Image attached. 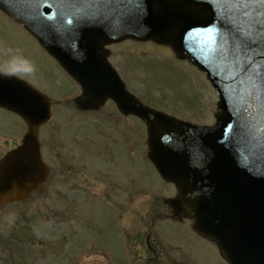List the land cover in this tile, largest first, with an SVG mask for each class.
I'll return each mask as SVG.
<instances>
[{"label":"water","instance_id":"water-1","mask_svg":"<svg viewBox=\"0 0 264 264\" xmlns=\"http://www.w3.org/2000/svg\"><path fill=\"white\" fill-rule=\"evenodd\" d=\"M0 8L82 83L81 106L112 97L149 122V157L180 188L177 215L185 207L232 264H264V0H0ZM128 37L171 44L208 73L225 110L215 128L166 120L125 92L102 48ZM0 106L29 125L24 147L0 167L6 203L23 199L39 174L38 128L50 112L13 77L0 76Z\"/></svg>","mask_w":264,"mask_h":264},{"label":"rangeland","instance_id":"rangeland-1","mask_svg":"<svg viewBox=\"0 0 264 264\" xmlns=\"http://www.w3.org/2000/svg\"><path fill=\"white\" fill-rule=\"evenodd\" d=\"M0 36L4 37V44L7 40V45L14 53V58L21 60L19 64L22 69L30 75H36L39 87L41 89L51 88L52 97L60 96L63 100L77 91L74 82L45 54L37 41L1 11ZM131 43L112 47L111 61L122 73L133 94L140 96L137 97L146 105L163 110L180 119L197 124H214L218 98L202 72L189 62L178 59L170 48L166 49L165 46L162 47L152 42L148 44ZM0 44H3L1 38ZM1 63L9 66L8 57L1 60ZM13 69L16 68L13 67ZM69 107H71L70 104H66V107L56 105V121L52 122V129L54 130L57 125L67 126L68 138L73 145L74 142H80L78 138L82 139L81 126L90 129L87 130L89 141H97L99 147L101 145L104 149V155L100 158L90 156L91 161L97 164L99 161L105 163L104 158H108L106 168H109L108 177L114 186L106 189L105 202H98L103 194L104 186L102 184L98 186L97 180L92 177L91 173L87 176L81 173L77 160L70 162L75 177H68L66 180L65 177H61L57 168L56 176L65 184L62 190L66 192H71L73 184L77 181L84 182L86 179L91 190H99L96 195L86 196L85 192V197L80 198L81 204L71 217L82 222L89 233L96 231V236L100 234L101 238L110 240L111 245L115 244L118 247L123 243L124 238L121 232L119 235L115 231L116 219L113 216L114 210H111V204L117 200L124 208L129 205L121 194L125 185L138 189L135 210L129 215L131 225L135 226L137 233L144 230L142 225L151 224L157 212L165 211L163 199L176 196V190L174 186L160 181L156 169L146 161L147 134L143 124L135 120V124L126 122V124L118 125L119 121L116 119L118 114L109 104L96 115L93 113L78 114L76 110H71ZM66 110L71 111L66 112ZM110 118L116 119L118 124L113 123L107 126L106 120ZM18 125H20L18 120L15 122L7 113L0 111V130H2L0 155L19 142L17 135L10 136L17 133ZM73 126H80L78 132L73 131ZM99 127L100 129H97ZM132 127L131 134L136 133L134 161L130 158L129 151L123 148V143L128 144L127 137L123 135L128 133V130H132ZM70 129L72 131H69ZM93 132H95L96 140H92ZM97 135L101 137L97 138ZM84 136H86L85 133ZM116 139L118 140L114 142ZM84 141L88 142L85 137ZM51 142L52 138L47 145L50 146ZM57 144L58 141H55V146ZM74 147V152L79 155V146L74 145ZM90 151L94 152V150ZM62 157L65 158L64 155ZM119 163L126 166L122 168L125 170L123 175L121 171L114 173L119 168ZM55 166L56 163H53V168ZM122 180L125 183L119 184ZM148 188L149 190H146ZM60 198L54 200L53 194L46 192L41 197H33L25 204L9 206L2 210L0 214V264H112V260L107 261L109 259L106 258L107 252L98 247L90 246L92 251L90 254L81 253V244L76 243L79 240L77 234L75 235L77 241L69 248L62 241L61 236L65 226L58 219L54 220V216H60L61 213L64 217L63 207L68 208V205L60 201ZM90 208H92L91 214ZM125 224H127L126 218L121 222L122 226ZM158 225L165 238L162 235L159 236L155 228L153 229L154 237L161 242L164 258L168 264H197L196 260L198 264H203V261L211 264H225L215 246L199 237L189 223L167 221L156 223V226ZM91 227H95V231ZM165 240L169 241V244L166 245ZM181 244L185 246L184 251L188 252L189 249L191 256L193 255L196 260L184 256L180 250ZM83 245L88 247L87 242ZM143 250V245L137 244V251L132 254L135 263L145 264L147 255ZM126 260L127 255L122 253L120 264H127Z\"/></svg>","mask_w":264,"mask_h":264},{"label":"flooded vegetation","instance_id":"flooded-vegetation-1","mask_svg":"<svg viewBox=\"0 0 264 264\" xmlns=\"http://www.w3.org/2000/svg\"><path fill=\"white\" fill-rule=\"evenodd\" d=\"M40 137H41V139H42V141H43L45 135L41 132V133H40ZM43 142H44V143H43ZM43 142H41V146H42V150H43V154H44V156H45V154H46L47 156H49V157L52 158V159L55 158L56 155H55V153H54V150H55L56 148H54V149L48 148V147H47V144L45 143V142H46V139H44ZM16 147H18V146H16ZM16 147H15V148H16ZM7 152H9V151H7ZM51 188H52V189H55V183L52 182V181H51Z\"/></svg>","mask_w":264,"mask_h":264}]
</instances>
